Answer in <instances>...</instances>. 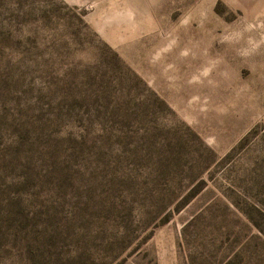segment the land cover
<instances>
[{"label":"rangeland","instance_id":"1","mask_svg":"<svg viewBox=\"0 0 264 264\" xmlns=\"http://www.w3.org/2000/svg\"><path fill=\"white\" fill-rule=\"evenodd\" d=\"M0 264H264V0H0Z\"/></svg>","mask_w":264,"mask_h":264}]
</instances>
